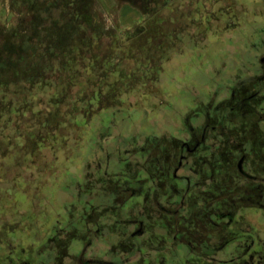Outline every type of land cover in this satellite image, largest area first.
Instances as JSON below:
<instances>
[{
	"label": "flooded vegetation",
	"instance_id": "obj_1",
	"mask_svg": "<svg viewBox=\"0 0 264 264\" xmlns=\"http://www.w3.org/2000/svg\"><path fill=\"white\" fill-rule=\"evenodd\" d=\"M23 1L11 3L20 12ZM140 1L146 10L136 28L151 34L152 46L186 47L190 36L204 44L234 26L207 44L206 56L184 47L167 57L160 79L168 100L179 96L172 103L184 116L178 134L135 124L110 142L115 121L97 119L83 183L66 179L76 191L63 201L72 210L63 233L54 226L56 235L38 250L11 244L16 260L8 264H264V228L244 209L258 210L264 223V20L253 25L248 13L262 16L264 0ZM43 2L44 9L60 5L71 21L76 16L72 0ZM237 8L247 12L245 25L238 26ZM30 13H21L22 22ZM120 114L122 108L119 130L127 127ZM104 237L111 240L106 247L94 243Z\"/></svg>",
	"mask_w": 264,
	"mask_h": 264
},
{
	"label": "rangeland",
	"instance_id": "obj_2",
	"mask_svg": "<svg viewBox=\"0 0 264 264\" xmlns=\"http://www.w3.org/2000/svg\"><path fill=\"white\" fill-rule=\"evenodd\" d=\"M12 1L0 0V228L12 229L7 221L19 214L25 222L16 228V241L38 250L54 226L57 235L63 233L71 210L63 201L76 191L75 185L65 186L66 179L83 183L91 167L86 164L88 134L97 119L116 122L117 109H123L118 117L127 127L119 130L114 122L110 142L135 124L143 131L152 125L160 135L183 129V114L172 108L179 96L168 100L167 80L160 77L167 57L185 46L150 45L151 34L136 28L146 10L140 0H72L73 21L60 5L44 9V0H24L18 12ZM189 2L198 5V0ZM248 13L253 25L264 20V14ZM237 14L238 26L245 25L247 12L238 9ZM233 26L217 29L204 44L190 36L187 53L197 49L206 56L207 44ZM178 103L184 107V99ZM110 160L115 165L116 154ZM244 209L252 225L264 228L258 210ZM110 241L104 237L94 243L106 247Z\"/></svg>",
	"mask_w": 264,
	"mask_h": 264
},
{
	"label": "trees",
	"instance_id": "obj_3",
	"mask_svg": "<svg viewBox=\"0 0 264 264\" xmlns=\"http://www.w3.org/2000/svg\"><path fill=\"white\" fill-rule=\"evenodd\" d=\"M24 218V217H23ZM9 225L11 226L12 229L10 228H0V241L5 245V247H1L0 248V264H8L9 263V259H14L16 260L15 254L11 255L10 252H8V248L10 247L11 244H17V241L14 236H13V232H17L16 228L17 227H21V224H23L25 221L24 219H22V216L18 215H11V217H9L8 221ZM6 224V223H5ZM13 253H15L13 251ZM8 254H10V257L7 258ZM4 257V258H3ZM12 259V260H13Z\"/></svg>",
	"mask_w": 264,
	"mask_h": 264
},
{
	"label": "bare ground",
	"instance_id": "obj_4",
	"mask_svg": "<svg viewBox=\"0 0 264 264\" xmlns=\"http://www.w3.org/2000/svg\"><path fill=\"white\" fill-rule=\"evenodd\" d=\"M51 186V185H50Z\"/></svg>",
	"mask_w": 264,
	"mask_h": 264
}]
</instances>
